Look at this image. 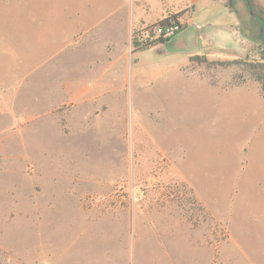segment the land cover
<instances>
[{
	"label": "rangeland",
	"instance_id": "1",
	"mask_svg": "<svg viewBox=\"0 0 264 264\" xmlns=\"http://www.w3.org/2000/svg\"><path fill=\"white\" fill-rule=\"evenodd\" d=\"M227 1L239 49L206 28L186 47L191 24L132 52L120 27L107 52L77 41L6 68L0 264H264V94L245 65L263 61L264 14ZM219 7L209 30L230 42Z\"/></svg>",
	"mask_w": 264,
	"mask_h": 264
},
{
	"label": "crops",
	"instance_id": "2",
	"mask_svg": "<svg viewBox=\"0 0 264 264\" xmlns=\"http://www.w3.org/2000/svg\"><path fill=\"white\" fill-rule=\"evenodd\" d=\"M218 2L221 4L219 15H225L230 11V16L227 15L223 23L214 27H221L219 31L227 33L230 42L217 41L220 36H215L209 30L215 20L213 12ZM255 3L264 8V0H254ZM233 6L227 0H14V2L0 3V91L6 90V68L10 67L15 69V73L21 74L22 70L26 71L23 69L24 65L32 66L39 61L38 51H42L43 57L49 53V48H52L54 55L56 45L66 46L73 42L86 41L100 44L101 49L105 48L102 52H107V44L117 42L112 35L118 33L120 27L124 34L121 44L130 49L131 36L137 27L180 11H183V14L179 21L186 25L179 33L184 32L191 24L196 28L191 32L186 47L195 44L198 47L196 51L201 52L202 47L206 45L202 41H197V38L200 39L202 32L208 31L212 35L209 41L212 43L211 38H213L219 44L214 48L239 49L247 37L242 29L239 13L236 12L239 19L232 18V11L235 9ZM11 26L17 28L12 29ZM25 33L31 38V42L28 43L30 45L16 42L20 40L18 36ZM192 38L195 39L194 43L191 41ZM161 45L163 46V43L150 48L157 50L162 47ZM180 50L182 48L172 52L179 53ZM9 51L11 54L8 64ZM17 52H24L25 55ZM162 52L164 58L166 55L185 57L178 54L169 55L172 53L170 51ZM167 57L163 62L168 61ZM20 58H25L26 61L21 59L19 63ZM1 104L5 105V98L0 95Z\"/></svg>",
	"mask_w": 264,
	"mask_h": 264
},
{
	"label": "trees",
	"instance_id": "3",
	"mask_svg": "<svg viewBox=\"0 0 264 264\" xmlns=\"http://www.w3.org/2000/svg\"><path fill=\"white\" fill-rule=\"evenodd\" d=\"M254 7L258 12H260V14H264V8H262L260 5L255 3ZM182 14L183 11L170 14L158 20L156 23H153L149 27L134 30L131 36L132 52L164 43L167 39H170L174 35L178 34L184 28V25L179 21V18ZM155 28H158V31L160 33L157 37L151 38L150 34L153 33V30ZM167 28H173V33L169 36L164 37V31ZM147 32L148 34H146ZM145 34L146 36H144ZM194 58H198V56H194L191 59ZM262 59V62H248L245 65L246 68L250 71L253 79L260 83L262 93L264 94V57ZM234 62L235 61H226L225 64H231Z\"/></svg>",
	"mask_w": 264,
	"mask_h": 264
},
{
	"label": "built area",
	"instance_id": "4",
	"mask_svg": "<svg viewBox=\"0 0 264 264\" xmlns=\"http://www.w3.org/2000/svg\"><path fill=\"white\" fill-rule=\"evenodd\" d=\"M167 31H170L171 33H173V28H167ZM166 34V33H165Z\"/></svg>",
	"mask_w": 264,
	"mask_h": 264
}]
</instances>
